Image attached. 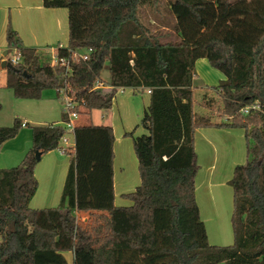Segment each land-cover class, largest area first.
<instances>
[{
  "label": "trees",
  "instance_id": "1",
  "mask_svg": "<svg viewBox=\"0 0 264 264\" xmlns=\"http://www.w3.org/2000/svg\"><path fill=\"white\" fill-rule=\"evenodd\" d=\"M155 2L42 0L44 8L67 10L68 46L55 55L69 63L68 70L43 61L6 28L7 53L15 50L20 61L17 71L5 69V86L17 99L40 100L46 90L61 98L65 89L77 103L74 111L84 116L109 110L119 88L149 90L139 123L146 133L132 138L139 184L123 196L130 206L114 205L112 128H73L69 166L52 210L72 264H264V0H168L166 32L152 31L138 13ZM85 50L86 60L72 61L71 52ZM199 59L224 76L214 90L220 99L215 112L225 122L193 112ZM97 81L102 88H93ZM247 106L255 109L242 113ZM67 121L63 112L60 124L32 127L22 161L0 169V264H66L58 232L38 223L49 210L32 209L29 202L37 188L35 153L56 150ZM22 126L14 119L0 127V147ZM208 127L240 129L244 136L246 161L228 182L230 246L208 244L195 201L194 131ZM81 214L94 224L80 225Z\"/></svg>",
  "mask_w": 264,
  "mask_h": 264
},
{
  "label": "crops",
  "instance_id": "2",
  "mask_svg": "<svg viewBox=\"0 0 264 264\" xmlns=\"http://www.w3.org/2000/svg\"><path fill=\"white\" fill-rule=\"evenodd\" d=\"M8 25L18 34L22 45L26 48L35 49L41 59L48 58L51 61L58 48L68 46L67 10L64 8H44L42 0H0V53L6 52L10 55L12 50L7 53L5 40ZM202 60L206 59L197 60L195 66ZM218 79L222 81V77H218ZM5 85V69L0 68V93H8L6 91L9 89ZM125 90H129L133 95H143L141 109L143 115L149 104V94L146 89L119 88L117 92L122 93ZM211 113V117H204L209 118L212 123L226 121L220 114ZM81 118L78 117L75 125L88 124L80 121ZM22 123L24 126L21 127L17 135L0 147V169L11 168L19 164L30 148L31 131L26 129L28 123ZM110 127L114 136V205L128 207L130 205H125L126 203L122 201L123 196L130 193L129 188L131 186H135L133 188L138 186L125 176V156L129 155V151L126 148L124 134L128 131V126L122 127L120 131L114 125H110ZM72 147L73 144L68 146L69 153L67 155H60L57 150H54L40 157L34 169L37 188L29 202L30 208L39 211H52L58 206ZM194 152L198 166L194 178V194L199 218L204 224L208 244L224 246L229 244L230 240L233 241L230 224L232 206L230 211L229 205L232 189L228 182L232 177L234 167L243 160L241 157H246L243 132L240 129L198 128L194 131ZM84 216V214L80 215V217ZM43 221L58 232L56 245L63 249L62 255L66 264L69 262L72 264V251L66 249L68 242L63 240L56 218H54L55 224L53 225V221L48 218L47 213H41L38 217V223L41 225Z\"/></svg>",
  "mask_w": 264,
  "mask_h": 264
},
{
  "label": "rangeland",
  "instance_id": "3",
  "mask_svg": "<svg viewBox=\"0 0 264 264\" xmlns=\"http://www.w3.org/2000/svg\"><path fill=\"white\" fill-rule=\"evenodd\" d=\"M167 4L168 0H156L154 5H144L139 9L138 13L142 15L145 23L150 21V29L152 31L166 32V30H168V28L166 30L162 29V24H164L162 21L166 23L170 20ZM11 54L12 52H10V55ZM42 60L50 61L48 58H43ZM218 77H222L223 80V75L212 68L207 60H202L194 66L192 102L194 114L201 117H211V112H215L216 108L220 105V99L214 90L221 81ZM101 78L105 84L108 83L109 73L106 68L103 70ZM6 92L8 93H0V127L11 126L16 117H18L21 122L28 123L26 129L30 131L31 128L35 126L61 123V113L65 111V107L62 100L57 98L54 90L44 91L40 100L17 99L13 96L11 91L7 90ZM143 98L142 94L133 95L129 90H125L122 93L118 91L112 100L109 110H94L90 115H78V117H82L79 119L82 122L91 123L93 125H114L119 131L122 127L128 126V131L125 134L131 133V135L124 134L126 148H128L129 151V155L125 156L124 170L127 179L129 181H134L136 186L139 184V176L137 171V160L132 147V138L146 133V131L139 126L142 117L141 109ZM203 100L206 103L205 105ZM77 120L78 119L74 122ZM64 138L67 140V147L73 144V134L71 131H66ZM241 158L243 160L237 165H243L245 163L246 157L242 156ZM133 187L135 186L129 188L130 193L134 191L135 188ZM231 200L232 193L230 194L229 202L230 211L232 206ZM122 201L126 203L125 205H131L129 199L124 198ZM47 216L51 218L54 225L56 212L49 211ZM44 218H46V215H44ZM78 222L84 227H89L94 224V219L84 216L79 217ZM41 225L47 226L48 224L43 221ZM47 227L51 228L52 226L48 225ZM232 243L233 241L230 240L229 244L224 246L232 245ZM69 264L71 263L69 262Z\"/></svg>",
  "mask_w": 264,
  "mask_h": 264
},
{
  "label": "built area",
  "instance_id": "4",
  "mask_svg": "<svg viewBox=\"0 0 264 264\" xmlns=\"http://www.w3.org/2000/svg\"><path fill=\"white\" fill-rule=\"evenodd\" d=\"M90 53V50H85V51H82V52H71V59L72 61L74 60H86L88 55ZM0 60H5L6 62H8L9 64H11L13 67L19 63L20 59H19V56L18 54H16V51L15 50H12V54L11 55H8L6 54V56H2V54L0 53ZM50 65L52 67H55V66H61V67H65L67 70L69 69V63L63 59V58H57L56 55H54L52 57V60L50 61ZM103 84L99 81H97L94 85V89H98V88H102ZM147 93L149 94V90H146ZM60 94H61V100H62V103L64 104V107H65V113L68 117V121L66 123H64V128H65V132L66 131H73V128L75 126V120L78 119V114L74 111V109L77 107V103L74 102L70 97L69 95L67 94V91L65 89L61 90L60 91ZM249 109H255L254 106H247V107H244L241 112L242 113H247V111ZM65 135V134H64ZM57 152L60 154V155H67V152H68V147H67V140L64 138V136L61 138L60 142H59V146L58 148L56 149Z\"/></svg>",
  "mask_w": 264,
  "mask_h": 264
},
{
  "label": "water",
  "instance_id": "5",
  "mask_svg": "<svg viewBox=\"0 0 264 264\" xmlns=\"http://www.w3.org/2000/svg\"><path fill=\"white\" fill-rule=\"evenodd\" d=\"M2 56L4 57V56H6V52H4L3 54H2ZM0 68L1 69H11V70H14V71H17L11 64H9L8 62H6L5 60H2L1 62H0ZM35 158L37 159V160H39V158H40V154L39 153H35Z\"/></svg>",
  "mask_w": 264,
  "mask_h": 264
}]
</instances>
